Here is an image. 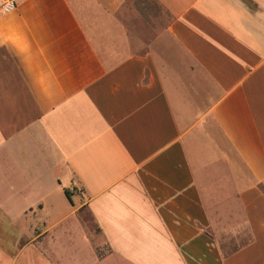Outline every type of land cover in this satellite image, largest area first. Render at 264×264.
Masks as SVG:
<instances>
[{
	"label": "crops",
	"instance_id": "obj_1",
	"mask_svg": "<svg viewBox=\"0 0 264 264\" xmlns=\"http://www.w3.org/2000/svg\"><path fill=\"white\" fill-rule=\"evenodd\" d=\"M17 2L0 264H264V0Z\"/></svg>",
	"mask_w": 264,
	"mask_h": 264
},
{
	"label": "built area",
	"instance_id": "obj_2",
	"mask_svg": "<svg viewBox=\"0 0 264 264\" xmlns=\"http://www.w3.org/2000/svg\"><path fill=\"white\" fill-rule=\"evenodd\" d=\"M17 0H0V8L4 13L12 12L17 8Z\"/></svg>",
	"mask_w": 264,
	"mask_h": 264
},
{
	"label": "rangeland",
	"instance_id": "obj_3",
	"mask_svg": "<svg viewBox=\"0 0 264 264\" xmlns=\"http://www.w3.org/2000/svg\"><path fill=\"white\" fill-rule=\"evenodd\" d=\"M147 1H148L149 4L152 5V7H153L152 9H153V12H154V13H156V11H158V12L160 11V10H158V8H157V6L154 4V2H152V0H150V2H149V0H147ZM160 12H161V11H160ZM161 13H162V12H161Z\"/></svg>",
	"mask_w": 264,
	"mask_h": 264
},
{
	"label": "trees",
	"instance_id": "obj_4",
	"mask_svg": "<svg viewBox=\"0 0 264 264\" xmlns=\"http://www.w3.org/2000/svg\"><path fill=\"white\" fill-rule=\"evenodd\" d=\"M67 193H68V191H67ZM69 194V193H68Z\"/></svg>",
	"mask_w": 264,
	"mask_h": 264
}]
</instances>
